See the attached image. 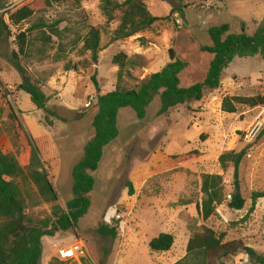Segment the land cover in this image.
Returning <instances> with one entry per match:
<instances>
[{"label":"rangeland","instance_id":"1","mask_svg":"<svg viewBox=\"0 0 264 264\" xmlns=\"http://www.w3.org/2000/svg\"><path fill=\"white\" fill-rule=\"evenodd\" d=\"M175 1L181 11H174L177 9L168 1H145L148 12L163 20L143 33L110 44L111 35L106 31L117 23L104 31L99 0H65L50 6L45 0H0V18L9 29L0 36V149L13 152L12 132L18 134L20 145L31 144L58 195L55 205L63 211L71 199L72 169L94 134L92 120L98 109V94L113 91L117 84L119 68L112 62L114 56H126L121 85L133 89L166 66L171 49L186 64L179 74L180 87L186 88L205 78L212 56L200 48L210 45V27L226 24L229 33L238 34L244 26L245 34L253 36L264 24V0ZM20 2L29 4L34 15L14 27L3 13L6 7ZM32 25L44 28L27 36L28 56L19 55L17 60L22 76L14 67L15 36ZM51 26L53 34L45 28ZM89 27L104 31L96 65L85 62L88 55L81 56L83 36ZM59 45L64 53L55 61ZM65 65L78 70L66 72ZM93 76L97 89L91 81ZM24 80L41 83V91L49 99L47 113L18 90ZM4 91L9 93L5 100L1 96ZM256 95H264V59L236 57L224 69L219 88L204 89L198 102L160 115L159 98L155 97L142 120L132 110L121 109L117 115L119 135L103 149L98 169L91 173L94 187L87 213L77 227L43 238L38 264H55L57 250L77 242L85 252L76 264H176L186 255L188 239L202 228L213 230L223 237V243L234 242L239 248L217 264H254L243 249L251 248L264 256V198L251 210L252 193L264 192V135L256 140L264 128V108L236 105V112L227 114L221 110V102L225 97ZM7 103L20 128L9 118ZM246 147L247 155L238 168L245 203L242 210L234 211L227 201L233 194L234 170L232 165L221 169L218 158ZM191 151L199 156L181 158ZM205 175L220 176L223 187V202L207 220L201 215ZM27 192L26 215L34 221L49 217L52 205L40 201L32 186ZM103 225L116 227L115 239L99 233ZM160 234L171 235L173 245L168 252H151L148 244Z\"/></svg>","mask_w":264,"mask_h":264},{"label":"trees","instance_id":"2","mask_svg":"<svg viewBox=\"0 0 264 264\" xmlns=\"http://www.w3.org/2000/svg\"><path fill=\"white\" fill-rule=\"evenodd\" d=\"M65 0H45L47 6L58 4ZM78 2L79 0H74ZM147 0H99L100 11L105 18L104 31L112 23L116 27L106 34H110L109 43L113 44L134 37L152 28L163 19L152 16L146 6ZM168 1V0H160ZM174 11H181L177 9ZM3 15L7 16L9 24L14 27L31 19L34 11L26 2L6 7ZM39 28L40 25H32L30 28L19 32L15 36L17 53L14 54L16 71L23 76V69L17 62L18 56H28L29 33ZM48 28L50 31L54 28ZM3 31L9 33L8 26L0 18V36ZM98 27H89L83 36L81 56L88 55L85 62L96 65L98 54L101 51V37L104 32ZM55 36H61L55 33ZM210 40L209 46L200 48L201 52L212 56L205 78L201 83L182 88L179 83V74L186 67L185 62L175 56L173 50H168L169 62L159 72L149 75L136 84L133 89H126L121 85L125 75L126 56L118 54L113 57V64L118 66L117 84L113 91L100 93L97 97V113L92 120L94 134L83 148V154L79 162L71 172V199L65 205V211L55 205L58 195L50 178L44 171L41 162L31 144L20 145L16 132H12L11 144L13 152L3 153L0 149V264H38L42 248V240L45 236H53L56 232H66L77 227L78 221L87 213L90 207L89 194L94 187V179L91 173L98 169L102 159L103 149L114 141L119 131L117 128V115L121 109L132 110L138 120L144 119L146 109L154 100L159 98V114H166L173 108L198 102L202 99L203 90H215L219 88L220 79L224 69L228 68L234 58L258 56L264 59V24L259 25L253 36L245 34L244 26H241L238 34L229 33V26L224 24L210 27L207 31ZM78 39V37H77ZM47 40L49 38L47 37ZM44 43V45H46ZM55 61L61 59L64 53L63 46H58ZM42 61V60H41ZM88 69V67H87ZM66 72L77 71L76 67L64 66ZM25 79V77L23 78ZM92 84L97 89L95 77H91ZM18 90L24 91L31 103L38 109L47 113L46 105L49 102L41 91V83L33 84L24 80L18 86ZM5 100L9 93L1 94ZM9 118L20 128L12 106L7 103ZM236 105L254 109L264 108V95L253 97L223 98L221 110L227 114L236 112ZM264 135V128L258 133L256 140ZM202 140H204L201 137ZM248 147L239 152H225L218 158L221 169L232 165L233 194L228 207L234 211H240L244 207V199L240 194L238 182V168L247 155ZM199 156L197 151H191L182 155L183 159H195ZM32 186L40 199L45 204H51V215L43 220L34 221L25 213L24 196H28L27 188ZM201 215L204 220L209 219L223 202V187L221 177L217 175H205L202 179ZM132 195V189L129 188ZM264 198V192H254L251 195V210L254 209L257 200ZM103 237L115 239L116 227L109 228L106 225L98 229ZM223 237L217 236L209 228H202L188 239L185 257L176 264H217L223 258L235 253L239 248L234 242H222ZM173 245V237L169 234H160L152 239L148 246L151 252H168ZM248 259L254 264H264V256L251 248L244 247ZM57 258V257H56ZM82 259V258H81ZM80 259V260H81ZM55 264H76L73 261H62L57 258Z\"/></svg>","mask_w":264,"mask_h":264},{"label":"built area","instance_id":"3","mask_svg":"<svg viewBox=\"0 0 264 264\" xmlns=\"http://www.w3.org/2000/svg\"><path fill=\"white\" fill-rule=\"evenodd\" d=\"M89 107V103L86 104V108ZM227 201H231V196H227ZM84 247L81 242H77L73 245L62 247L57 250L56 257L62 261H73L79 263V260L84 256Z\"/></svg>","mask_w":264,"mask_h":264},{"label":"water","instance_id":"4","mask_svg":"<svg viewBox=\"0 0 264 264\" xmlns=\"http://www.w3.org/2000/svg\"><path fill=\"white\" fill-rule=\"evenodd\" d=\"M168 3H169V5H170V7L172 8V9H177L178 8V3H176V1L175 0H168Z\"/></svg>","mask_w":264,"mask_h":264},{"label":"crops","instance_id":"5","mask_svg":"<svg viewBox=\"0 0 264 264\" xmlns=\"http://www.w3.org/2000/svg\"><path fill=\"white\" fill-rule=\"evenodd\" d=\"M66 247V246H65Z\"/></svg>","mask_w":264,"mask_h":264}]
</instances>
